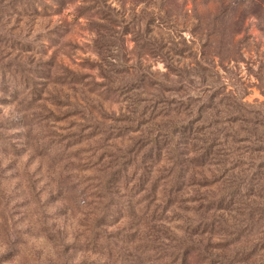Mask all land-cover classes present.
I'll use <instances>...</instances> for the list:
<instances>
[{"label": "rangeland", "instance_id": "374dc122", "mask_svg": "<svg viewBox=\"0 0 264 264\" xmlns=\"http://www.w3.org/2000/svg\"><path fill=\"white\" fill-rule=\"evenodd\" d=\"M0 264H264V0H0Z\"/></svg>", "mask_w": 264, "mask_h": 264}, {"label": "trees", "instance_id": "16d2710c", "mask_svg": "<svg viewBox=\"0 0 264 264\" xmlns=\"http://www.w3.org/2000/svg\"><path fill=\"white\" fill-rule=\"evenodd\" d=\"M221 201H222V200H219V201H218V204H220V203H221ZM127 205H128V204H127ZM127 207H129V206H127ZM127 210H128V208H127Z\"/></svg>", "mask_w": 264, "mask_h": 264}]
</instances>
